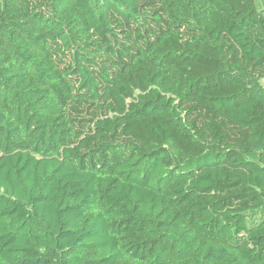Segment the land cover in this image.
I'll return each mask as SVG.
<instances>
[{"label": "trees", "instance_id": "16d2710c", "mask_svg": "<svg viewBox=\"0 0 264 264\" xmlns=\"http://www.w3.org/2000/svg\"><path fill=\"white\" fill-rule=\"evenodd\" d=\"M0 264H264V0H0Z\"/></svg>", "mask_w": 264, "mask_h": 264}]
</instances>
